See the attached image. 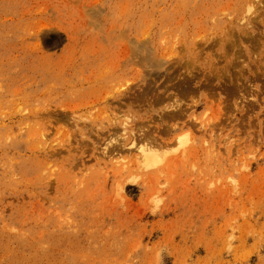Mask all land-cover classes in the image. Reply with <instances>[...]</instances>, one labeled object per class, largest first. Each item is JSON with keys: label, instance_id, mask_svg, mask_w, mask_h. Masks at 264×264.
Instances as JSON below:
<instances>
[{"label": "rangeland", "instance_id": "1", "mask_svg": "<svg viewBox=\"0 0 264 264\" xmlns=\"http://www.w3.org/2000/svg\"><path fill=\"white\" fill-rule=\"evenodd\" d=\"M263 6L0 0V264H264Z\"/></svg>", "mask_w": 264, "mask_h": 264}, {"label": "bare ground", "instance_id": "2", "mask_svg": "<svg viewBox=\"0 0 264 264\" xmlns=\"http://www.w3.org/2000/svg\"><path fill=\"white\" fill-rule=\"evenodd\" d=\"M258 2V1H257ZM255 3V2H254ZM262 3H264V1L262 0ZM257 4V3H256ZM258 7H260V6H258ZM263 8H264V6H263ZM251 9V8H250ZM258 10H260V8L258 9ZM248 11H249V9H248ZM263 14V13H262ZM243 15H245V14H243ZM242 15V16H243ZM246 16V15H245ZM258 16V15H257ZM260 16V15H259ZM254 18V17H253ZM253 18L252 19H250V20H253ZM246 19V18H245ZM255 19V18H254ZM257 19H259V18H257ZM243 22V21H242ZM248 25H250V24H248ZM252 26V25H251ZM245 28V27H244ZM243 28V29H244ZM239 34V33H238ZM250 34V33H249ZM240 36H242V35H240ZM140 151H141V156L143 157V159H144V163L147 165V166H151V165H155L156 164V159H155V157H156V155H155V153H154V151L152 150V149H149V148H145V147H143V148H140Z\"/></svg>", "mask_w": 264, "mask_h": 264}]
</instances>
